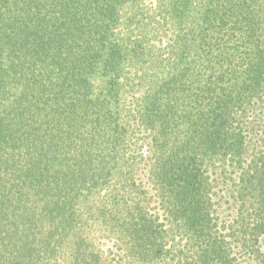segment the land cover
<instances>
[{
	"label": "trees",
	"instance_id": "trees-1",
	"mask_svg": "<svg viewBox=\"0 0 264 264\" xmlns=\"http://www.w3.org/2000/svg\"><path fill=\"white\" fill-rule=\"evenodd\" d=\"M138 1L0 0V264H264V0Z\"/></svg>",
	"mask_w": 264,
	"mask_h": 264
},
{
	"label": "rangeland",
	"instance_id": "rangeland-1",
	"mask_svg": "<svg viewBox=\"0 0 264 264\" xmlns=\"http://www.w3.org/2000/svg\"><path fill=\"white\" fill-rule=\"evenodd\" d=\"M128 10L131 13L126 11L125 16L123 17L124 23L126 22L127 16L131 15V14H135L134 21H136V20H140L141 18H144L142 16H145V18H148L149 16L146 17V15H151L150 17L156 18V17H158L157 13H159V11L156 7V0H139L136 4L135 8L130 9V7H129ZM124 23H120V25H119V29H121L122 31H124V28H125ZM130 26H131L130 29L136 30L140 25H137V23L133 22V24H131ZM160 36H158L157 38H153L152 41L156 44L163 37V36H161V38H160ZM140 137H141V135H140ZM139 143H141V141H139ZM214 176L216 177V181H215L216 182L215 191L217 192L216 201L219 202L217 205L221 206L220 209L223 210L224 207H227V204L225 203V201L228 200L229 195H230V191L228 190L229 184L224 182V178H223V175L221 173V169L217 168ZM226 178H227V180H225V181H228V182L231 181L228 178V176ZM259 245H260V249L264 252V234L259 238Z\"/></svg>",
	"mask_w": 264,
	"mask_h": 264
}]
</instances>
